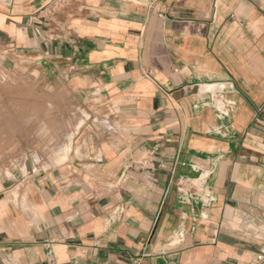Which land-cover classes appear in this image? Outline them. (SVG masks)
<instances>
[{"label":"crops","instance_id":"crops-1","mask_svg":"<svg viewBox=\"0 0 264 264\" xmlns=\"http://www.w3.org/2000/svg\"><path fill=\"white\" fill-rule=\"evenodd\" d=\"M0 51V264H264V0H0Z\"/></svg>","mask_w":264,"mask_h":264},{"label":"rangeland","instance_id":"rangeland-1","mask_svg":"<svg viewBox=\"0 0 264 264\" xmlns=\"http://www.w3.org/2000/svg\"><path fill=\"white\" fill-rule=\"evenodd\" d=\"M8 56L7 51H0V59H6ZM26 74V72H24V68L22 67H16L15 68V74ZM10 74V72H8V68L5 67H0V76H6ZM33 74H36L35 72H33ZM33 90V89H31ZM55 91V89L50 88L49 86L47 87V128H48V136H50V140L54 139L55 137V122L58 121L60 123L61 119H64V117L62 118V116L60 115H56V110H55V99L52 97L51 93ZM66 100L69 99V96H67L66 94H62ZM67 100V101H69ZM64 116V115H63ZM61 118V119H60ZM57 119V120H56ZM54 143L55 142H47L48 146L47 149L48 151H52L54 150Z\"/></svg>","mask_w":264,"mask_h":264}]
</instances>
